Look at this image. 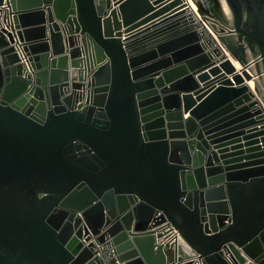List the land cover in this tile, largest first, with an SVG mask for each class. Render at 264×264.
Segmentation results:
<instances>
[{
	"label": "water",
	"instance_id": "obj_1",
	"mask_svg": "<svg viewBox=\"0 0 264 264\" xmlns=\"http://www.w3.org/2000/svg\"><path fill=\"white\" fill-rule=\"evenodd\" d=\"M193 1L0 0V264H264V0Z\"/></svg>",
	"mask_w": 264,
	"mask_h": 264
},
{
	"label": "built area",
	"instance_id": "obj_2",
	"mask_svg": "<svg viewBox=\"0 0 264 264\" xmlns=\"http://www.w3.org/2000/svg\"><path fill=\"white\" fill-rule=\"evenodd\" d=\"M0 22L2 23V25H6V23L3 21L2 12H0ZM209 31H211V30H209ZM211 32L214 34L213 31H211ZM15 46H16V50H17L21 60L27 65V68H29V61H28L27 55H26L22 45L19 42H16ZM155 228H157L164 235H166L167 236L166 239L170 243H174L176 246H178V248H181L183 251H185V249H188V251H186L187 253L194 254L191 247L183 240V237L180 234L179 230L173 225V223H171V221L166 219V220L158 223L155 226ZM224 251H225V254L227 255V257L232 260V255L234 254L232 247L228 245L224 249ZM194 256L196 257L197 255L195 254ZM245 263L246 264H256L248 256H246Z\"/></svg>",
	"mask_w": 264,
	"mask_h": 264
},
{
	"label": "bare ground",
	"instance_id": "obj_3",
	"mask_svg": "<svg viewBox=\"0 0 264 264\" xmlns=\"http://www.w3.org/2000/svg\"><path fill=\"white\" fill-rule=\"evenodd\" d=\"M188 2H189V6H190V8H192V10L196 13V14H199V12L197 11V4L193 1V0H188ZM206 24V27H207V30L209 29V30H211V31H213V28L210 26V25H208V23H205ZM214 32V31H213Z\"/></svg>",
	"mask_w": 264,
	"mask_h": 264
},
{
	"label": "crops",
	"instance_id": "obj_4",
	"mask_svg": "<svg viewBox=\"0 0 264 264\" xmlns=\"http://www.w3.org/2000/svg\"><path fill=\"white\" fill-rule=\"evenodd\" d=\"M204 4H205V2L204 1H202ZM225 10H226V12H228V10H227V8L225 7ZM216 19H218V20H220L221 21V19L220 18H218V17H216ZM186 251H188V249H185V252Z\"/></svg>",
	"mask_w": 264,
	"mask_h": 264
},
{
	"label": "flooded vegetation",
	"instance_id": "obj_5",
	"mask_svg": "<svg viewBox=\"0 0 264 264\" xmlns=\"http://www.w3.org/2000/svg\"><path fill=\"white\" fill-rule=\"evenodd\" d=\"M213 18L216 19V17H213ZM211 22L213 23V25L218 26V23L215 20Z\"/></svg>",
	"mask_w": 264,
	"mask_h": 264
}]
</instances>
